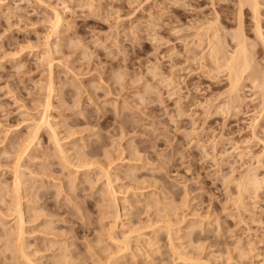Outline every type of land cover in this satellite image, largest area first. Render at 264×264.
I'll return each instance as SVG.
<instances>
[{
	"label": "rangeland",
	"instance_id": "rangeland-1",
	"mask_svg": "<svg viewBox=\"0 0 264 264\" xmlns=\"http://www.w3.org/2000/svg\"><path fill=\"white\" fill-rule=\"evenodd\" d=\"M234 1L0 0V264H264V95L210 58L242 25L264 76Z\"/></svg>",
	"mask_w": 264,
	"mask_h": 264
},
{
	"label": "bare ground",
	"instance_id": "bare-ground-1",
	"mask_svg": "<svg viewBox=\"0 0 264 264\" xmlns=\"http://www.w3.org/2000/svg\"><path fill=\"white\" fill-rule=\"evenodd\" d=\"M234 2L237 3L238 8H239L240 21L242 20L243 13H245V9H247V10L250 9L252 11L253 18L256 22V29H257L258 37L264 43V36L261 32L262 29H261V25L259 22L260 21L259 20V18H260L259 0H235ZM57 20L59 21L58 22L59 24L63 23V22L60 23L59 19H57ZM58 23H56V24H58ZM60 27H61V25H60ZM203 34L204 33L200 32L198 30L196 36L199 37V39H201V38L203 39V37H205V36L207 38V33H205L206 35H203ZM201 41L203 42V40H200V42ZM234 41L236 42V44L234 46L233 54L228 55V52L226 53V51H225V49H226L224 47L225 45L222 43L218 34H215L213 36V38L212 39L210 38V40H209V42H210L209 45L212 46L210 58L213 57L214 58L213 60H217L218 63L224 62V67H226L227 72L229 73L228 75H229V79H230V86L232 88L233 93L238 91V89L242 85V83H244L245 81H251L253 84H256L261 89V91L264 95V76L260 75V72L258 70H256L254 65H253L254 59L252 56V52L250 51V47L247 44L246 37L244 36L242 25H240V30L236 34ZM260 76H262L263 79ZM235 104H237V103L235 102L234 105ZM255 181H256L255 185H257L258 181L257 180H255ZM16 185L18 186V184H16ZM17 186H15V187H17ZM16 189H17V192L19 194L20 193V187L18 186ZM20 203H18L19 206L17 205V208H18L17 213L19 214L18 215L19 219L22 220L21 222H23L24 213L21 210L22 205ZM19 211H20V213H19ZM21 222H20V224H23ZM22 231L23 230H21L20 232H21V235L23 236L24 233L22 234ZM21 235L19 238L23 239L24 237H21Z\"/></svg>",
	"mask_w": 264,
	"mask_h": 264
}]
</instances>
